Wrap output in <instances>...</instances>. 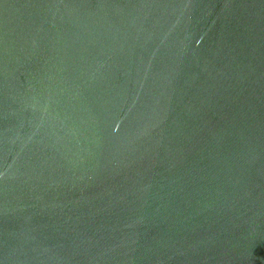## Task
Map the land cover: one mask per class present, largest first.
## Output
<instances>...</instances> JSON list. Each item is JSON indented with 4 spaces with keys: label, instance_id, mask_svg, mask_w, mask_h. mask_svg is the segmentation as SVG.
Segmentation results:
<instances>
[{
    "label": "water",
    "instance_id": "water-1",
    "mask_svg": "<svg viewBox=\"0 0 264 264\" xmlns=\"http://www.w3.org/2000/svg\"><path fill=\"white\" fill-rule=\"evenodd\" d=\"M0 264H264V0H0Z\"/></svg>",
    "mask_w": 264,
    "mask_h": 264
}]
</instances>
